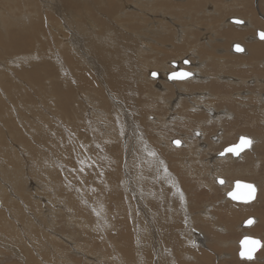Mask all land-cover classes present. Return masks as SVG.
Here are the masks:
<instances>
[{
    "label": "rangeland",
    "instance_id": "374dc122",
    "mask_svg": "<svg viewBox=\"0 0 264 264\" xmlns=\"http://www.w3.org/2000/svg\"><path fill=\"white\" fill-rule=\"evenodd\" d=\"M68 1L0 0V264H118L114 256L122 245L126 248L125 262L139 264L141 243L147 251L142 250L144 263L162 264L157 260L162 248L155 241V230L146 231L145 241L140 243L135 233L150 225L149 217L143 214L146 200L137 196L132 181L137 185L138 177L132 176L138 165L132 162L141 145L149 146L165 161L174 180L171 189L175 185L180 191L178 202L169 190L171 201L164 207L166 213L157 219L158 227H165L166 214L175 207L165 232L166 244L162 243L168 247V264L172 260L174 264H225L228 261L217 257L230 251L234 259H240L237 244L244 235L264 241V228L260 227L264 219V162L261 159L262 164L254 168L250 163L241 164L240 158L223 162L215 160V155L235 144L239 132L247 131L251 139L264 136L263 114L258 113L254 119L252 116L258 106L256 100L224 98L231 92L235 96L248 90L264 97V86L252 83L254 72L246 77L249 87L234 89L225 88L224 82L215 84L221 91L216 113L222 115L228 107L232 114L223 117L222 124H211L207 131L203 125L198 127L200 112L189 110L184 116L182 111L189 107L185 100L182 109H170L168 103L174 102L181 81L168 83L164 75L176 71L184 61L194 65L204 61L210 67L211 61L206 63L209 54H191L198 46L219 59L218 68L224 67L215 73L219 81H234L249 74L244 67L234 69L235 62L228 59L234 54V43L245 50L251 44L264 43L248 42L255 37V30L264 31V0H249V9L236 12L244 22L252 13L256 22L238 43L223 32L243 28L231 24L221 27L233 12L216 16L217 0H157L147 8L139 0H111L112 6L110 0ZM226 5L219 0V6ZM110 7L114 14H109ZM211 7L213 11H208ZM110 31L114 35L110 36ZM106 35L104 44L116 48H111L115 53L109 56L110 70L87 48L89 40L94 43ZM174 35H181L179 41ZM202 43L213 44V49L207 50ZM260 60L264 56L257 61L264 75ZM101 68L116 76L115 86L104 82ZM158 72L163 78H156ZM152 73L157 75L153 77ZM81 76L87 83H82ZM159 81L165 90L158 86ZM198 86L188 92L209 91ZM236 101L246 106H237ZM261 101L264 105V98ZM216 136L225 140L218 141ZM174 140H180L181 146L177 147ZM263 142H254L253 151ZM251 151L245 154H254ZM243 165L247 170L242 175L221 176L220 172V176L212 177L215 168L236 171ZM219 179L253 184L257 189L255 199L248 204L223 199ZM180 203L184 207L179 216ZM258 204L262 207L256 211ZM202 212H208L212 219L203 217ZM247 218L255 220L250 228L241 225ZM254 226L256 231L252 233ZM179 231H184L187 240ZM195 250L205 255L203 260ZM263 250L257 264H264Z\"/></svg>",
    "mask_w": 264,
    "mask_h": 264
},
{
    "label": "bare ground",
    "instance_id": "6f19581e",
    "mask_svg": "<svg viewBox=\"0 0 264 264\" xmlns=\"http://www.w3.org/2000/svg\"><path fill=\"white\" fill-rule=\"evenodd\" d=\"M139 1H141V4H144V6L143 7H145V8H147V7H150V4H151V2H155V1H157V0H139ZM186 2H195V1H199V0H185ZM224 1H226V2H228L227 3V5L225 6V7H221V6H219V0H217V4H214V8H215V11H218V12H215L216 13V16L218 15L219 16V13H223V12H229V11H233V13H232V16H236V17H239L240 15L239 14H237L236 12L237 11H239V9L238 8H244V7H246V6H249L250 4H249V0H224ZM66 2V1H65ZM67 2H69L68 0H67ZM110 2H111V6H112V1L110 0ZM160 2H163V0H160ZM140 4V5H141ZM163 4H166L165 3V1H164V3ZM249 4V5H248ZM112 7H110V10H108V12H109V14H114L113 12H112V9H111ZM214 8H212L211 7V9L213 10ZM210 9V10H211ZM210 10H208V11H210ZM235 10V11H234ZM234 14H236V15H234ZM218 18V17H217ZM214 21L216 20L215 18H212ZM211 19V20H212ZM239 19H240V17H239ZM253 19H255V16L253 15ZM234 20H238V19H236V18H231V19H229V22H227V23H232V24H234ZM217 21V20H216ZM246 21H247V19H246ZM166 22V21H165ZM211 22V21H210ZM167 23V22H166ZM170 24V23H169ZM172 24V23H171ZM244 24H247V22H244ZM235 25H238V24H236L235 23ZM248 25V29L250 28V24H247ZM208 27H212L213 28V24L212 23H209V25H208ZM208 27H207V29H208ZM222 27H223V24H222ZM240 28H244L245 29V27H240ZM162 30V29H161ZM160 30V31H161ZM213 30H215V29H213ZM250 30V29H249ZM109 31V30H108ZM215 32V31H214ZM257 32H261V31H259V30H257L256 31V36H255V39H257V40H260L259 38H257ZM111 35H110V34ZM107 32V35H110V36H112V35H114V34H112L113 32L112 31H110V32ZM211 33H213V31L211 32ZM223 33H226V35L227 36H230V37H234V38H236V39H240V37H241V34L237 31V30H235V29H231V28H229V29H227L226 31H224ZM214 34V33H213ZM105 36V37H100V38H97V40H96V42H94L93 43V41H90L88 38V42H90L89 44H90V47H87L88 49H89V51H91V54L92 55H94V56H96V57H98L99 58V61L101 62V64L107 69V70H110L109 68H107V64H109V63H111L110 62V59H109V56H111L112 54H114L115 52L112 50V49H116L115 48V46H111V45H109V43L107 42V44H104L105 43V38H107L108 36ZM166 35V34H165ZM88 36V35H87ZM117 36L118 35H116V38H117ZM214 36V35H213ZM119 37V36H118ZM174 37L179 41V38H181V35H179V36H175L174 35ZM189 38V37H188ZM206 38V37H205ZM86 39V40H87ZM93 39V38H92ZM208 39V38H207ZM161 40H163V39H161ZM250 40H251V38H250ZM126 42V41H125ZM186 42H188V41H186ZM201 42V41H200ZM253 42V41H252ZM163 43H164V41H163ZM182 43H183V41H182ZM205 43V42H204ZM204 43H202V46L204 47V48H206L207 50H212L213 49V44H212V46H207V45H204ZM176 44V43H175ZM197 44V43H196ZM199 44H201V43H199ZM234 45H236V44H233L232 46H231V50H232V52H234L233 51V46ZM194 46V45H193ZM196 46H198V45H196ZM141 47V46H140ZM170 47V46H169ZM86 48V47H85ZM86 48V49H87ZM112 48V49H111ZM127 48V47H126ZM190 48H191V46H190ZM172 49V48H171ZM188 49V48H187ZM178 50H180V47H178L177 49H176V51H178ZM83 52V51H82ZM192 52L194 53V55H197V54H204V53H206V54H209V56H207L206 58H207V62L206 63H208L209 61H211V65H210V67H206V64H204L205 62L204 61H202L203 63H200L199 61H196V64L197 65H194L191 61L190 62H186V61H184V65L182 66L181 64H179L178 65V67H176V70H185V71H187V72H190V73H192V75H191V77L190 78H188V79H185V80H168L167 79V75L169 74V73H171V72H174L175 70H173V71H171V72H166V74L164 75L165 76V81L166 82H168V83H170V82H172V81H181V82H179V85H181V89L180 90H176L175 91V93H174V96H175V100H174V102L173 103H171V102H169L168 104L171 106V108L170 109H175L176 107L178 108V106L182 109L183 108V106H184V104L182 103L183 102V100H185V102H187V103H189V107L187 108V109H185V110H183L182 112H183V114L184 113H186V112H188L189 110H191L192 112H200V114H201V119H200V123H199V125H198V127L200 126V127H202V125H203V128H207V131H208V128H209V126H211V124H215V125H219V124H222L221 122H222V118L223 117H230L231 116V112H229V110L226 108V109H224V110H222V115H220V114H218V113H216L217 111V108H215V104H216V102L220 99V95H221V91L219 90V88H217L216 87V85L215 84H220L219 82H224L225 84L223 85L225 88H229V87H231V88H236V87H247L248 85H249V80H247L246 79V77H248L252 72H254V76H253V79H252V83H254V85H255V83H257V84H260V85H262V86H264V80H263V77L262 76H264L262 73V69H261V67L260 66H258V65H260V64H257V60H255V59H253V58H250V57H247V56H245V57H243L244 55L243 54H248L249 55V53L248 52H234V53H238V54H242L243 56L242 57H240L241 55H237L238 57H235V55H229V54H231V53H229L228 55L230 56V59H228L227 57H226V59H228V60H231L233 63H234V66H235V68L234 69H237L238 67H244L245 69H247L248 71H250V73L249 74H246V75H241V78H235V80L232 82L231 80H226V81H219L218 80V76H216V72H217V70L218 71H220V72H222L223 71V69H224V67L223 66H220L221 68H218V66L219 65H221V64H219L218 65V62H217V60L219 61V59H215V58H212V56H211V54L210 53H208L207 51H201V48H200V46H198V47H193V49H192V51H191V54H192ZM169 53V52H168ZM213 53V52H212ZM226 54H227V52H225ZM224 53V54H225ZM250 53H252V55H256L257 53H259L258 51H253L252 52V50L250 49ZM199 55H197V56H199ZM251 55V54H250ZM190 56V55H189ZM188 56V57H189ZM201 56V55H200ZM224 56V55H223ZM227 56V55H226ZM202 57V56H201ZM125 58V57H124ZM195 58V57H194ZM194 58H192L193 60H194ZM196 58H198V57H196ZM223 58V57H222ZM180 59H181V57H180ZM187 59V58H186ZM202 59V58H201ZM189 60H191V58L189 59ZM192 60V61H193ZM203 60V59H202ZM222 60V59H221ZM220 60V61H221ZM224 60H225V58H224ZM81 61V60H80ZM181 61V60H180ZM79 62V61H78ZM174 62V61H173ZM225 62V61H224ZM181 63V62H180ZM190 63V64H189ZM231 63V62H230ZM253 63H255V65L253 64ZM214 64V65H213ZM225 64V63H224ZM261 64H264V60L262 61V63ZM177 66V65H176ZM105 68H101V69H103V74H104V76H103V80H104V82H105V80H106V82H107V84L109 85V86H115L116 84L114 83V81H115V77H114V75L113 74H111V72L110 71H105ZM253 68H255V70L257 71H255V70H253ZM260 68V69H259ZM77 70V69H76ZM225 70H227V69H225ZM239 70V69H238ZM246 70V71H247ZM241 71V70H240ZM242 71H243V69H242ZM247 71V72H248ZM209 73V75H208V77L206 76H204V73ZM162 73L161 72H158V76H156V78L158 79V77H160V78H163V75H161ZM222 74V73H221ZM228 74V73H227ZM253 74V73H252ZM79 75V74H78ZM217 75H218V73H217ZM229 75V74H228ZM235 75V74H234ZM233 75V76H234ZM232 76V75H231ZM237 76V75H236ZM236 76H234V77H236ZM204 77L206 78V80L204 79ZM218 77V78H217ZM239 77V76H238ZM260 78V79H257V78ZM262 77V78H261ZM225 78V77H224ZM256 78V79H255ZM81 81H82V83L84 82V83H87L86 82V80L83 78V76H81L80 78H79ZM220 79V78H219ZM251 79V78H250ZM223 80V79H222ZM259 80H261V81H259ZM125 81H126V79H125ZM255 81V82H254ZM160 82V81H159ZM173 83V82H172ZM229 84V85H227V84ZM263 83V84H262ZM197 85H199L198 87H206L207 89H209V91H202V92H188V91H190L191 89H196V86ZM158 86L160 87V88H162V89H164L165 90V87L163 86V83H161L160 82V84H158ZM256 86V85H255ZM254 86V87H255ZM249 87V86H248ZM261 87V86H260ZM259 87V88H260ZM125 88L126 89H130V86L129 85H125ZM258 88V87H257ZM251 89V88H250ZM256 89V88H255ZM263 89H264V87H263ZM169 91V90H168ZM240 91V90H239ZM182 92V93H181ZM188 92V93H187ZM230 91H228L227 93H229ZM256 92V91H255ZM259 92V91H258ZM262 92H263V90H262ZM233 92H231V94L230 95H228V96H226V97H224V98H226V100H228V101H230V99L231 98H236L237 100L239 99V100H243V102H244V100H256V102L258 103V106H256L255 108H256V110H258V112H254L255 111V108H254V111H253V113H252V116H254L253 117V119L254 118H256L257 116H258V113H262L263 114V117H264V105H263V103H262V98H264L263 96H262V94L261 93H254V94H251V92H249V90H248V93L247 94H243V93H236L235 94V96L232 94ZM162 94V93H161ZM223 96H225V95H223ZM223 99V98H222ZM221 99V100H222ZM160 100H163L162 98L160 99ZM233 100V99H232ZM225 102V101H224ZM166 104V103H165ZM201 104H203V105H201ZM220 104V103H219ZM235 104H237V106H242V107H244V106H246V104L245 103H242L241 101L240 102H238V101H236V103ZM204 105H206L207 107H206V109H205V107H204ZM225 105V104H224ZM228 105H230V104H228ZM231 106V105H230ZM233 106H235L234 104H233ZM121 108H122V106H121ZM200 108H202L203 109V111L205 112V113H208L209 114V116L208 117H205L204 115H203V113H202V111H199L200 110ZM249 108V107H248ZM201 109V110H202ZM247 110V109H246ZM249 110V109H248ZM247 110V111H248ZM236 111V110H235ZM250 113V112H249ZM215 114V115H214ZM245 115V114H244ZM175 116V115H174ZM184 116H185V114H184ZM248 116V115H247ZM186 117H184V121L186 122V119H185ZM225 118V119H226ZM238 119V118H237ZM229 121V120H228ZM233 121V120H232ZM236 121V120H235ZM242 123V122H241ZM224 124V123H223ZM226 124V123H225ZM251 124V123H250ZM261 124H264V120L261 122ZM242 125H244V124H241V126ZM246 125V124H245ZM259 125V124H258ZM262 126V125H261ZM199 127V128H200ZM251 127V126H250ZM219 128V127H218ZM237 128V127H236ZM212 129V128H211ZM223 129V128H222ZM249 129V128H248ZM255 129V128H254ZM256 129H258V127L256 128ZM201 130V129H200ZM199 130V131H200ZM204 130V129H203ZM224 130V129H223ZM227 130V129H226ZM234 130V129H233ZM245 130V129H244ZM259 130V129H258ZM228 131V130H227ZM241 131V130H240ZM242 131H243V129H242ZM254 131H256V130H254ZM230 132V131H229ZM228 132V133H229ZM245 132V131H244ZM249 132V131H248ZM252 132V131H251ZM225 133V132H224ZM256 133H257V131H256ZM255 133V134H256ZM192 134H194V133H192ZM202 134V133H201ZM216 134V133H215ZM199 135H200V133H199ZM220 135V134H219ZM242 135H244V136H246L247 135V131L245 132V133H240L239 132V134L237 135V138H236V142H237V140H238V138L240 137V136H242ZM257 135V134H256ZM224 136V135H223ZM236 136V135H235ZM258 136V135H257ZM218 137V141L219 140H221L222 139V136H216V138ZM256 137V136H255ZM260 137V136H259ZM186 138H188V136L186 137ZM195 139V138H194ZM197 139V138H196ZM253 139V141L254 142H256L257 143V140H261V141H263L264 140V136H262V138H252ZM190 140V139H189ZM222 140H225V139H222ZM221 140V141H222ZM191 141H192V139H191ZM216 141V140H215ZM217 141V142H218ZM197 142V141H196ZM193 143H195V142H193ZM204 143V142H203ZM188 144V143H187ZM205 144V143H204ZM204 144H202V145H204ZM259 144V143H258ZM136 145V144H135ZM190 145V144H189ZM202 145H199V146H202ZM256 145V144H255ZM183 146H185V145H183ZM193 146V145H192ZM206 146V145H205ZM214 146V145H213ZM187 147H189V146H187ZM215 147V146H214ZM137 148H138V152H136V154H135V157H136V160H134L132 163H135L136 162V164L138 165V167H137V170L135 171V173L133 174V176L132 177H138V179L136 180L137 181V185H135V181L134 180H132L133 181V183H134V187H136V191H137V196H139L141 199H143V201H144V199L146 200V207H145V209H146V212H144L143 210H141V211H143L144 213L143 214H145V216L146 217H149L148 218V221H149V223H150V225H147L148 227H150V230H148V227L147 226H145L144 227V229H142V230H140V229H138V230H136L135 231V233L137 234H139V235H137L139 238H138V241H139V243L140 242H142V241H145V236H144V233L146 232V231H148V232H150L151 231V229H154L155 230V233L154 234H157V235H155V236H157V237H155V241H157V242H160V243H158V244H160L161 246H159V248L161 249L160 250V253H159V256H158V259L157 260H159V262L160 263H162V264H168V263H170V257H169V251H168V247H167V245L166 246H162V243H165L166 244V237H165V232H166V230H167V228H168V226H169V223H168V220H172V214H173V210H174V208L173 209H170V211H172V212H168L167 214H166V221H165V224H166V226L165 227H162V228H159L158 227V218L159 217H161L162 215H164L166 212H164V207H166L167 206V204H169L170 203V199H169V197H170V192H169V190L171 191V196H174L177 200H178V202H179V197L178 196H176V195H179L180 194V191H179V189H177L176 187H175V185H174V187H172L173 189H171V185L170 184H173L172 182H174V180H173V177H172V175L170 174V172L165 168L166 167V164H165V161L164 160H162V158L159 156V154L158 153H155V155H152V153H153V151H152V149L149 147V146H147V147H145V145H141V146H137ZM136 148V149H137ZM184 148V147H183ZM207 148V147H206ZM255 149V148H254ZM253 149V145L250 147V148H247L246 150H244L243 152H241L240 153V157L239 156H232V155H230L229 156V154L228 155H226V156H221L220 155V152L217 154V155H215L216 156V158H215V160H218V161H223V162H227V161H229V160H231V159H234V160H237V158L239 159L240 158V160L242 161L241 162V164L243 163V164H252L253 165V167L254 168H256L257 166H259V165H261L262 164V162H264V142L263 143H261V145H260V147H259V149L257 150V151H253L254 150ZM134 150H135V148H134ZM214 150V149H213ZM252 150V151H251ZM136 151V150H135ZM209 151H211V150H209ZM248 151H251V152H254V154H251V155H247V154H245L246 152H248ZM197 152V151H196ZM195 152V153H196ZM215 152V151H214ZM259 152H262L263 153V155L262 156H258L257 154L259 153ZM133 153V152H132ZM194 153V154H195ZM202 153V152H201ZM209 153V152H208ZM133 155V154H132ZM195 156V155H194ZM206 156V155H205ZM209 156V155H208ZM199 157V156H198ZM255 157H256V162H253V160L255 159ZM211 159V158H210ZM261 159H262V162H261ZM214 161V160H213ZM215 162V161H214ZM174 164V166H175V168H177L178 166L175 164V163H173ZM223 164V163H222ZM249 164V165H250ZM235 165V164H234ZM264 165V164H263ZM177 166V167H176ZM247 166V165H246ZM170 168H172V167H170ZM238 168V167H237ZM215 169H217V170H215V171H213V173H212V177L214 176V177H216V176H220L219 174H220V172H221V176H228V175H231V177H235V176H239V175H242V173L243 172H245L247 169H246V167H244V165H243V167H240L239 169H236V171L234 170V169H230V168H215ZM256 170V169H255ZM175 175V174H174ZM126 179V178H125ZM178 181V180H177ZM179 183H180V181H178ZM214 183V182H213ZM233 183L234 182H229L228 180H226L225 181V183L221 186V188L223 189V191H224V195H225V198H223V199H226L227 201H229V199L228 198H226V194L231 190V188H232V185H233ZM178 186V185H177ZM126 187V186H125ZM219 187V186H218ZM178 188H180V187H178ZM180 190H181V188H180ZM141 192V193H140ZM183 193V192H182ZM182 195V194H181ZM256 195V194H255ZM138 197V198H139ZM224 197V196H223ZM142 201V200H141ZM142 201V202H143ZM181 201V200H180ZM141 203V202H140ZM145 203H144V205H145ZM261 204H258L257 205V207H256V211L259 209V208H261L262 207V205L260 206ZM142 206H143V203H142ZM184 207V205H183V203H180L179 204V208H178V213L179 212H181L180 211V209L181 208H183ZM186 208V207H185ZM208 208V207H207ZM143 209H144V207H143ZM229 209V208H228ZM140 210V209H139ZM160 210H162L163 212H159ZM222 210V209H221ZM183 211V210H182ZM231 212H233V210L231 211ZM264 212V211H263ZM134 213V212H133ZM176 213V212H175ZM183 213V212H182ZM186 213V212H185ZM203 213V217H205V218H210V219H212V217H210V214L208 213V212H202ZM103 215V214H102ZM179 216H180V213H179ZM228 216V215H227ZM191 217V216H190ZM193 217V216H192ZM191 217V218H192ZM252 217V216H251ZM253 218H255V217H253ZM228 219V218H227ZM248 219V218H247ZM247 219H245V220H243L242 222H241V225L243 224L244 226H246V224H245V221L247 220ZM146 220V219H145ZM147 221V220H146ZM102 222H104V225H105V221H102ZM216 222V221H215ZM221 222V221H220ZM257 223H258V220H257ZM148 224V223H147ZM190 224V223H189ZM253 226V225H252ZM191 227V226H190ZM214 227V226H213ZM260 227H262V228H264V219H263V221L260 223ZM218 228V227H217ZM250 228V227H249ZM194 229V228H193ZM253 229V230H252ZM251 229V232L253 233V232H255L256 231V226H254L253 228ZM95 230V229H94ZM144 230V231H143ZM190 230H191V232H193L192 231V229L190 228ZM244 230V229H243ZM242 230V231H243ZM142 231V232H141ZM185 231V230H184ZM184 231H179V234H180V236L181 237H183L185 240H187V237L188 236H186L183 232ZM225 231V230H224ZM244 232V231H243ZM152 233V232H151ZM190 233V232H189ZM228 233V232H227ZM181 234H184L185 236H183V235H181ZM201 234V233H200ZM192 235V234H191ZM134 236V235H133ZM245 236V235H244ZM248 236V235H247ZM152 238V237H151ZM200 238V237H199ZM204 239V238H203ZM206 239V238H205ZM214 239V238H213ZM159 240V241H158ZM211 240V239H210ZM215 240V239H214ZM199 241V240H198ZM202 241V240H201ZM264 242V241H263ZM203 243V242H202ZM140 245H142V247H141V249H139L140 250V252L138 251V253H137V258H138V263L139 264H146V263H144V257H143V255H144V253H143V251L142 250H144L145 251V247H144V243H141ZM139 245V246H140ZM223 245V244H222ZM224 245H226V244H224ZM229 245V244H228ZM238 245V244H237ZM122 247H123V249L121 248H118V249H116V254H115V256H114V259H115V261L119 264V263H121V264H128L127 262H125V261H127L126 260V257H125V249L126 248H124L125 247V245L123 246L122 245ZM199 247V246H198ZM228 249V248H227ZM261 250H263L262 248L261 249H259L258 251H257V253L254 255V259L252 260V261H247V260H240V259H234V256H233V251L231 252L230 251V254L229 255H227V256H218L217 258L219 259V260H222V261H228V263H225V264H237V263H242V264H257V262H260V261H258V260H260L259 259V257H261L260 255L258 256V254H259V252H261ZM195 251H197V250H195ZM235 251V250H234ZM264 251V250H263ZM118 252H119V254H118ZM198 252V254H199V256H200V259H202L203 260V258H204V254L201 252V251H197ZM145 253H147V251H145ZM171 254V253H170ZM174 255V254H173ZM110 256V255H109ZM181 259V258H180ZM172 260V259H171ZM183 260V259H182ZM234 260H235V263H234ZM174 260H172L171 261V264H174ZM178 264H187V263H180V261H178Z\"/></svg>",
    "mask_w": 264,
    "mask_h": 264
},
{
    "label": "snow or ice",
    "instance_id": "6c2138e0",
    "mask_svg": "<svg viewBox=\"0 0 264 264\" xmlns=\"http://www.w3.org/2000/svg\"><path fill=\"white\" fill-rule=\"evenodd\" d=\"M234 23L236 24H243L244 21L242 20H235ZM260 40L264 41V31H261L258 33ZM235 51L237 52H243L245 49L240 45L236 44ZM187 62V61H186ZM153 77H155L157 74L152 73ZM192 73L190 72H173L171 74L170 79L173 80H182V79H188L190 78ZM199 135V133H197ZM173 143L177 146H181L180 140H174ZM254 141L247 136H240L238 139V143H235L233 145H230L228 147H225L221 152V156H226L228 154L239 156L240 153L246 149L250 148L253 145ZM152 155H155V153H152ZM221 185L225 183V180L219 179L218 181ZM256 187L251 183H242L240 181H237L235 183V190L230 191L228 193L229 197L234 201H242L243 203H250L252 200L255 199L256 194ZM183 199V195L181 197ZM255 223V220L253 218H249L245 221L246 226H252ZM241 244V250L239 251V256L242 260L252 261L254 259V254L261 248H264V242H262L260 239H256L250 236H245L244 239L240 242Z\"/></svg>",
    "mask_w": 264,
    "mask_h": 264
},
{
    "label": "crops",
    "instance_id": "0c3cea01",
    "mask_svg": "<svg viewBox=\"0 0 264 264\" xmlns=\"http://www.w3.org/2000/svg\"><path fill=\"white\" fill-rule=\"evenodd\" d=\"M222 1H224V0H222ZM225 3H228V2H226V1H224ZM263 6H264V1H262V3H261ZM247 8L249 7V6H246ZM245 8V7H244ZM239 10L240 9H243V8H238ZM249 9V8H248ZM210 11H213L212 9L210 10ZM235 11V10H234ZM233 11H229V13L231 14ZM228 13V14H229ZM252 14V13H251ZM249 15V18H246L247 19V24H250V30L247 28L248 27V25L247 24H244L243 23V26H238V25H235V24H232V23H227V22H229V19H231V18H236V19H238V20H241L242 18H238V17H236V16H232V14H231V17H229V19L227 20V19H225L224 20V22H223V26L225 25H227V26H229L230 24L231 25H235V26H237V27H245V29L243 28V30H241V31H238L240 34H241V37H240V39H236V38H233V37H231V38H233L235 41H236V43H238V42H240L241 40H242V38L245 36V34H248V32H246V31H251V30H253L255 27V24L254 23H256L255 22V19H253V14L252 15ZM216 15V14H215ZM243 21V20H242ZM261 25V24H260ZM221 27H222V25H221ZM231 29H233V28H231ZM248 29V30H247ZM236 30V29H235ZM245 31V32H244ZM256 31L257 30H255V36H256ZM224 34V33H223ZM222 34V35H223ZM214 37V36H213ZM224 38V40L225 41H227V42H230L229 41V39L228 38H225V36L223 37ZM230 38V37H229ZM257 39H255V37H251V40H248V42H252V41H256ZM235 44V43H234ZM233 45V44H232ZM231 45V46H232ZM245 49V48H244ZM250 49L252 50V52L253 51H258L259 53H257L256 55H252V53H250ZM247 50H248V53H249V55L247 54V57H250V58H253V59H255V60H259V59H262V57L264 56V43H256V44H251L250 46H248L247 47ZM247 50H245V51H247ZM244 51V52H245ZM234 53V52H233ZM251 54V55H250ZM233 55H235V57H238L237 55H240V54H238V53H234ZM260 61H262V60H260ZM258 66H260V65H258ZM261 69H262V67H261ZM263 70V69H262Z\"/></svg>",
    "mask_w": 264,
    "mask_h": 264
},
{
    "label": "water",
    "instance_id": "95a60500",
    "mask_svg": "<svg viewBox=\"0 0 264 264\" xmlns=\"http://www.w3.org/2000/svg\"><path fill=\"white\" fill-rule=\"evenodd\" d=\"M258 33L259 32H257V38H259V35H258ZM260 39V38H259ZM235 46V45H234ZM233 46V51L234 52H237V51H235V47ZM174 72H177V73H180V72H187V71H185V70H176V71H174ZM173 72H171V73H169L168 75H167V79L168 80H173V79H170V77H171V74H172ZM182 80H185V79H182ZM239 139V138H238ZM236 143H238V140H237V142ZM228 147V146H227ZM247 149V148H246ZM246 149H244V150H246ZM243 150V151H244ZM242 151V152H243ZM232 155V154H231ZM232 156H236V155H232ZM237 181H235L234 183H233V185H232V188H231V190L230 191H233V190H235V183H236ZM241 182V181H240ZM219 183V182H218ZM242 183H245V182H242ZM229 191V192H230ZM228 192V193H229ZM228 193L226 194V198H228L229 200H231V201H233V202H236V203H243L242 201H234V200H232L230 197H229V195H228ZM253 201V200H252ZM243 204H248V203H243ZM244 237L245 236H243L240 240H239V242H238V247H239V250H238V253H237V255H238V257L241 259V257L239 256V251L241 250V244H240V242L244 239ZM256 239H258V238H256ZM257 253V252H256ZM255 253V254H256ZM254 254V255H255Z\"/></svg>",
    "mask_w": 264,
    "mask_h": 264
}]
</instances>
